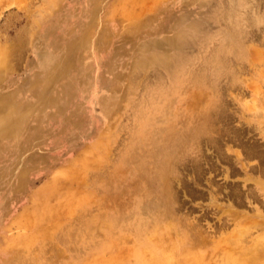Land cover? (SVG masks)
I'll return each mask as SVG.
<instances>
[{"label": "rangeland", "instance_id": "obj_1", "mask_svg": "<svg viewBox=\"0 0 264 264\" xmlns=\"http://www.w3.org/2000/svg\"><path fill=\"white\" fill-rule=\"evenodd\" d=\"M263 185L264 0H0V264H264Z\"/></svg>", "mask_w": 264, "mask_h": 264}, {"label": "bare ground", "instance_id": "obj_2", "mask_svg": "<svg viewBox=\"0 0 264 264\" xmlns=\"http://www.w3.org/2000/svg\"><path fill=\"white\" fill-rule=\"evenodd\" d=\"M166 56H163V57H160V58H156V60L158 61V62H160V64H162L164 67H166V65H167V62H168V58H165ZM170 66H172V65H170ZM192 79V78H191ZM204 80V79H203ZM201 81V80H200ZM213 104V103H212ZM207 117V112H205L204 114H203V119L202 120H200L201 119V117H200V121H204V123H206V122H208L207 121V119L208 118H206ZM198 118H199V115H198ZM199 123V122H198ZM203 122H202V124H204ZM225 126V125H224ZM200 129V128H199ZM187 131V130H186ZM198 132L197 131H195L193 134H192V136H194V137H196V135H198L197 134ZM177 134V132H170V133H166V135H165V140H167V143L164 145V147L163 146H159V147H157L153 152H151V154H152V157L154 158V166H152V168L154 169V175L153 176H151V177H149L148 176V172H147V168L145 169V167H147L146 166V164L143 162V161H141L135 168H132V170H131V172H130V179L131 180H142L143 178H145L146 180H156V182H158L159 180L161 181H163L164 182V193H162L161 192V190H160V185H157L156 184V187H157V189L155 190V191H153L155 194L154 195H151V192H150V190H148V191H145L144 192V194H145V199L146 198H152V199H155V201H152L150 204H145L146 206V208H147V210H150V211H155V212H158V214H161V215H167L168 213H170L171 214V212H172V209H174V204L176 203V193L173 191V188H172V183L169 181L170 180V176H174V174L176 173L175 172V168L174 167H176L175 165H174V160L177 158L176 157V152H177V146L178 145H175V139H173L172 138V136H174V135H176ZM208 134V133H207ZM188 136H189V134H188ZM191 136V135H190ZM189 136V137H190ZM171 137V138H170ZM193 137V138H194ZM182 138V137H181ZM213 138V137H212ZM179 140V139H178ZM181 140H183V138L182 139H180L179 141L181 142ZM191 139H189L188 141H190ZM213 142V141H212ZM189 143V142H188ZM188 143H186V144H188ZM194 144L196 143V142H193ZM194 144H192V145H194ZM199 144V143H198ZM195 146V145H194ZM195 147H197V145L195 146ZM143 149V148H142ZM199 149V148H198ZM201 149V148H200ZM201 151V150H200ZM220 151V150H219ZM245 151V150H244ZM190 152H191V150H190ZM251 152V151H250ZM192 153H193V151H192ZM200 152H198V154H199ZM201 155V154H200ZM250 156V155H249ZM190 157V156H189ZM196 157V156H195ZM237 157L239 158V157H241V155H240V153H237ZM180 159V158H179ZM194 159H196V158H194ZM197 159H198V157H197ZM245 160V159H244ZM195 161V160H194ZM198 161V160H197ZM199 161H200V158H199ZM177 162V161H176ZM196 163H198V162H196ZM200 164V163H199ZM198 164V165H199ZM153 169H152V171H153ZM150 174V173H149ZM175 177H177L176 175H175ZM145 179H144V181H145ZM134 182V181H133ZM141 182V181H140ZM146 182V181H145ZM135 183V182H134ZM136 183H137V181H136ZM146 184V183H145ZM136 185V184H135ZM147 185V184H146ZM162 185H163V183H162ZM152 187V186H151ZM137 189V188H136ZM142 189V188H141ZM140 189V190H141ZM256 189H258V193L260 192V196H262L263 198H264V185L262 186V188H256ZM137 190H139V189H137ZM139 190V191H140ZM147 190V189H146ZM143 192V191H142ZM141 192V193H142ZM256 192V191H255ZM176 194V195H175ZM259 195V194H258ZM162 199V200H161ZM239 199V198H238ZM237 201V200H236ZM146 208H145V210H146ZM228 212V211H227ZM232 214H234V213H231L230 215L232 216ZM229 217V216H228ZM239 217V216H238ZM260 217V216H259ZM231 218H233V219H231V221H233V222H236V218L235 217H231ZM263 218V217H262ZM229 220V219H228ZM263 221H264V219H263ZM226 223V222H225ZM226 225H227V223H226ZM263 226V225H262ZM262 226H259V228L261 227V229H263L264 230V226H263V228H262ZM256 228V227H255ZM243 232H244V230H242ZM241 231V232H242ZM243 232H242V234H243ZM240 233V232H239ZM241 234V233H240ZM198 238L199 239H196L197 241H199V243L200 242H202V237L200 236V235H198ZM246 249V248H245ZM243 250V249H242ZM245 251V250H244ZM247 252H248V250H247ZM247 252L246 253H244L243 255H247ZM262 252H264V250H262L259 246H254V248H251L250 249V256H251V254H252V257L251 258H247V259H259V258H261V253ZM249 254V253H248ZM264 256V255H263ZM262 256V257H263ZM249 260V261H250ZM254 262V261H253Z\"/></svg>", "mask_w": 264, "mask_h": 264}]
</instances>
